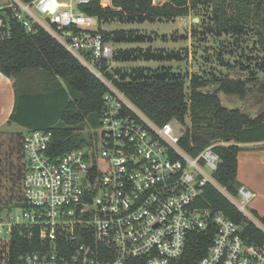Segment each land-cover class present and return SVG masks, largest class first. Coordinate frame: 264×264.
Returning <instances> with one entry per match:
<instances>
[{"label":"built area","instance_id":"2783aa9c","mask_svg":"<svg viewBox=\"0 0 264 264\" xmlns=\"http://www.w3.org/2000/svg\"><path fill=\"white\" fill-rule=\"evenodd\" d=\"M91 1L0 3V38L11 37L12 20L27 32L44 29L108 87L101 147L96 142L56 154L51 130L24 133L23 214L12 221L11 211L0 208V241L25 227L22 235L39 243L12 264H180L191 238L211 233L198 264H264V240L249 241L242 224L196 205L208 184L229 195L215 177L219 143L192 153L173 121L154 123L108 78L116 50L99 18L83 11ZM238 194L237 209L249 215L246 206L256 194L245 186ZM255 224L264 233V224Z\"/></svg>","mask_w":264,"mask_h":264},{"label":"trees","instance_id":"16d2710c","mask_svg":"<svg viewBox=\"0 0 264 264\" xmlns=\"http://www.w3.org/2000/svg\"><path fill=\"white\" fill-rule=\"evenodd\" d=\"M191 3L212 5V23L218 33L236 35L253 31L262 52L261 67L264 73V0H170L162 6H152L149 0H112V5H104L102 0H92L82 9L97 16L100 21L124 17L135 20L173 19L187 17ZM12 27L11 37L0 38V72L15 79V106L9 122L27 130H51L56 154L87 145L95 146L96 141L82 138L80 130L88 119L93 124H96L98 118L101 119L108 87L46 30L27 32L15 20H12ZM120 37L128 40L133 38L132 35ZM137 39L141 40L143 37L138 35ZM240 68L245 69L243 66ZM30 72H39L45 76L42 90H34L30 81L25 79V75ZM247 74L245 77L227 74L223 78L193 79L189 86L190 93L186 92V80L183 77L163 69L150 74L144 70L131 76L122 74L119 78L108 72L107 76L158 125L173 119L185 122L189 116L191 126L183 135L182 146L192 153L219 143L215 150L221 156V163L215 177L231 193L238 194L240 143L264 141V112L252 117L240 108H228L223 105L219 92L246 96L260 80L258 73ZM210 83L218 86L212 92L205 89ZM51 94L54 96H50ZM23 135L7 151L6 158L10 161L0 169V176L8 174L15 187H18L21 201L26 169ZM20 156L23 161L13 163L12 159ZM11 199L13 198H0V207L8 208ZM196 205L220 210L242 224L243 236L249 241L264 240L263 231L215 186L206 185ZM261 219L264 223V216ZM25 229L15 227L13 230L9 245L10 264L19 252L31 251L38 246L37 239L30 241L22 235L21 231ZM212 238V233L195 234L189 241L180 264H198ZM4 247L7 251V245Z\"/></svg>","mask_w":264,"mask_h":264},{"label":"rangeland","instance_id":"374dc122","mask_svg":"<svg viewBox=\"0 0 264 264\" xmlns=\"http://www.w3.org/2000/svg\"><path fill=\"white\" fill-rule=\"evenodd\" d=\"M5 1L0 0V3ZM104 2L106 1L104 0ZM109 4H112V0ZM34 11L39 17L44 18L36 9ZM211 12V4L194 5L191 3L190 14L186 17L188 23L186 24H183L184 17L145 20L124 17L101 21V26L108 40L116 50L113 74L116 78H119L122 74L131 76V74L134 75L135 72L143 70L150 74L163 69L183 77L186 80V92L190 93L189 86L193 79L223 78L227 74L233 76L244 75L245 77L250 72L258 73L260 77L258 84L246 96L241 97L226 93V95L223 93L220 95L221 92H219V96L222 97L224 105L228 107L240 108L251 115L261 112L264 109V73L261 67L262 52L256 42L255 34L253 31L236 35L218 33L213 27ZM195 17L199 18L198 22L193 21ZM130 35L133 37L132 40L120 37ZM138 35L142 36L143 39L138 40ZM242 66L245 69H241ZM25 76V79L30 81L34 90L43 89L45 76L42 73L30 72ZM51 81L53 80L51 79ZM206 89L211 91L213 87L208 86ZM53 94L50 96L53 97ZM46 105L49 104L46 103ZM172 121L179 133L184 132L185 134L191 126L189 116L186 117L185 122L176 119ZM26 131V128L17 125L0 128V169L2 166L6 167V163L10 161L6 158L7 151L14 146L18 139H21ZM80 132L82 138L88 141L94 140L99 147L102 146L100 118L97 119L96 124L88 119ZM251 133L248 132V134ZM257 150L251 151L250 153L254 154L251 156L259 157L256 156L258 155ZM259 154L261 155V153ZM251 156H249L250 163L254 162ZM21 158V156L14 157L12 161L16 163L21 161ZM256 164L248 165L249 169H247L246 174L247 178L253 181V184L249 185L246 181H242V184L240 180L239 182L240 187L245 186L256 194L246 206V212L250 216L246 213L243 214L255 223H263L261 217L264 216V164L260 162ZM17 189L18 187H15L14 181L11 180L8 174L0 176V198L4 200L10 197L13 198L10 200L8 208H0L2 211H11V215L14 216V219H11L12 221H17L18 216L23 214V209L18 207L21 200H19ZM228 194L227 197L232 203L235 205L241 203L240 194H233L230 191H228ZM2 240L4 242L0 241V264H10L9 245L11 237L9 234L4 233ZM5 245H7V251L4 250Z\"/></svg>","mask_w":264,"mask_h":264},{"label":"crops","instance_id":"0c3cea01","mask_svg":"<svg viewBox=\"0 0 264 264\" xmlns=\"http://www.w3.org/2000/svg\"><path fill=\"white\" fill-rule=\"evenodd\" d=\"M15 98V79L10 78L0 72V128L5 126L17 125L15 123L9 122L10 116L14 110ZM240 146L241 151L238 155V180H240L241 182L246 181L249 183V185H252L253 181L249 180L246 175L248 172L247 169H249L248 165H257L256 163L259 162L264 164V141L240 143ZM253 150H257L258 155L256 156H259L260 158L251 156L253 153L251 154L250 152ZM259 153H261V155ZM249 156L254 159V162L250 163Z\"/></svg>","mask_w":264,"mask_h":264},{"label":"water","instance_id":"95a60500","mask_svg":"<svg viewBox=\"0 0 264 264\" xmlns=\"http://www.w3.org/2000/svg\"><path fill=\"white\" fill-rule=\"evenodd\" d=\"M2 9H4V6H3V5H0V10H2ZM193 21H194V22H198V21H199V18L195 17V18L193 19ZM186 23H188V18L184 17V19H183V24H186ZM209 87H213V90H211V92H212V91H214L218 86H217V84H215V83H210ZM205 89H206V88H205ZM206 90H207V89H206ZM222 93L225 94L223 91H221L220 95H221ZM225 95H226V94H225ZM220 98H221V101H222V97H221V96H220ZM222 103H223V101H222ZM223 105H224V103H223ZM225 106L228 107L227 105H225ZM228 108H236V107H228ZM263 112H264V109H263L261 112H258L257 114H254V115H251V114H250V115H251L252 117H257V116L261 115ZM240 229L243 231V230H244V227L241 226Z\"/></svg>","mask_w":264,"mask_h":264}]
</instances>
